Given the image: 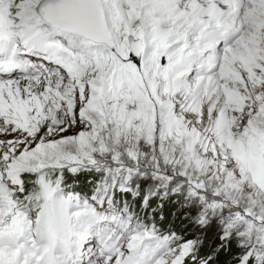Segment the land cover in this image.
Here are the masks:
<instances>
[{
  "label": "snow or ice",
  "instance_id": "6c2138e0",
  "mask_svg": "<svg viewBox=\"0 0 264 264\" xmlns=\"http://www.w3.org/2000/svg\"><path fill=\"white\" fill-rule=\"evenodd\" d=\"M0 264H264V0H0Z\"/></svg>",
  "mask_w": 264,
  "mask_h": 264
}]
</instances>
